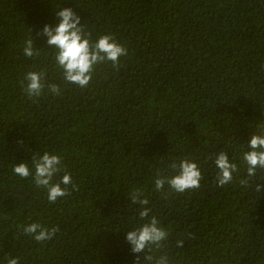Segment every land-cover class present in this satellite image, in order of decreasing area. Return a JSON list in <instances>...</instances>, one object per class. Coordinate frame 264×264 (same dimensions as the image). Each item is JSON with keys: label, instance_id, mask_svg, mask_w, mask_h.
I'll return each mask as SVG.
<instances>
[{"label": "trees", "instance_id": "trees-1", "mask_svg": "<svg viewBox=\"0 0 264 264\" xmlns=\"http://www.w3.org/2000/svg\"><path fill=\"white\" fill-rule=\"evenodd\" d=\"M64 7L93 41L109 34L127 48L117 67L97 64L83 88L64 81L56 49L38 35ZM30 35L39 52L31 58L23 53ZM28 71H46L60 94L29 97ZM253 135H264V0H0V264L143 260L126 241L142 222L129 196L136 190L168 232L154 255L264 264V188L255 191L264 170L248 178L242 158ZM45 151L78 186L55 203L13 172ZM221 151L237 171L217 187ZM182 158L198 164L200 187L156 190V171L174 175ZM33 222L59 231L37 242L23 232Z\"/></svg>", "mask_w": 264, "mask_h": 264}, {"label": "clouds", "instance_id": "clouds-1", "mask_svg": "<svg viewBox=\"0 0 264 264\" xmlns=\"http://www.w3.org/2000/svg\"><path fill=\"white\" fill-rule=\"evenodd\" d=\"M58 23L55 25L45 24L38 35L45 36L46 43L56 49L55 61L60 69L66 83H74L79 87H86L92 79L97 64L111 62L117 67L120 57L127 55V48L117 43L116 39L109 34L100 35L95 41L91 39V33H85L81 24V18L72 8H60L56 12ZM23 53L26 57L39 55L34 47L33 38L25 41ZM46 71H28L24 77V91L29 97H40L45 88L51 93L59 95L60 86L55 83L46 82ZM249 146L251 151L243 153V161L247 165V177L254 178L257 169L264 170V135H253ZM214 163L218 169L215 177L216 186L223 187L233 179V173L237 171V164L231 162L229 155L221 151L215 154ZM174 175L162 176L159 170L155 174V188L160 191L167 184L175 192L182 193L190 189H198L203 179L201 170L196 162L189 158H182L179 165L173 163L171 166ZM14 174L20 178L32 177L35 185L47 191L50 203H55L58 198L67 197L72 190H78L73 184L71 174L61 166V158L56 154L45 151L42 155L34 154L31 166L20 162L13 166ZM63 172V175H60ZM241 185L247 186L249 180L243 179ZM264 183H257L255 191L261 192ZM132 204L139 205L138 223L126 231V241L131 246L133 254H144L143 260L140 255H135L134 264H171L169 257L165 255L156 256L153 253L163 247V242L168 240V232L160 226L157 217L149 215L151 209L146 207L149 201L142 198L141 191L130 193ZM59 231L58 227H47L39 222L30 223L23 228L25 234H29L37 242L51 240ZM184 240L178 239L175 247L183 248ZM146 253V254H145ZM7 264H19L18 258L6 257Z\"/></svg>", "mask_w": 264, "mask_h": 264}]
</instances>
